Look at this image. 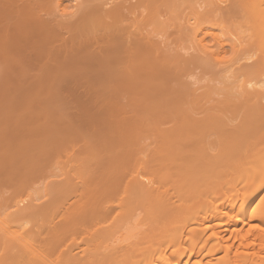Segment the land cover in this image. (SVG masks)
<instances>
[{"label":"bare ground","instance_id":"obj_1","mask_svg":"<svg viewBox=\"0 0 264 264\" xmlns=\"http://www.w3.org/2000/svg\"><path fill=\"white\" fill-rule=\"evenodd\" d=\"M107 1L11 18L0 264H264V0Z\"/></svg>","mask_w":264,"mask_h":264},{"label":"rangeland","instance_id":"obj_2","mask_svg":"<svg viewBox=\"0 0 264 264\" xmlns=\"http://www.w3.org/2000/svg\"><path fill=\"white\" fill-rule=\"evenodd\" d=\"M59 0H52V3L55 5ZM107 0H92V5H96V6H101L103 5L104 2H106ZM137 1L140 0H108L107 3L108 5L104 6V9H109L113 6L116 5H123L125 7V9H127L130 5H134ZM46 0H0V114H1V109L3 107V104H8L6 101H3L5 97H7L8 92H6L8 90L9 85L14 82L17 81L21 78L22 74H21V67L20 64L18 63V59L23 57L24 58V63L27 66H36L35 63L32 62V58L28 57L27 53H21V54H17L14 51H8L4 42L5 40L8 39V37L12 34L11 31L8 30H12L13 26H14V20L11 19L12 17L20 19V17L22 16V14L26 13L27 10L32 11L36 17H39L43 20H47L49 19V15L46 14V7L45 4ZM43 4V5H42ZM52 4V5H53ZM18 9V10H17ZM17 10V11H16ZM125 14H128L127 11H124ZM6 15L9 16L7 19H4L2 16ZM128 17H130V15H128ZM14 18V19H15ZM163 19V18H162ZM131 19L127 20V23H130ZM169 36V38L167 37ZM175 33L173 29H169L168 33L165 34V37L167 38L164 42V44L169 45L170 51L172 52V48H174V39H175ZM165 37H157L155 38V40H159L160 38H165ZM172 41V42H171ZM162 45L161 47L163 49H165V45L163 44V41H161ZM173 43V44H172ZM164 46V47H163ZM167 50V47H166ZM188 51V53L186 54V56H190L191 53H196L195 51ZM191 52V53H190ZM195 55V54H193ZM185 56V55H184ZM185 56V57H186ZM192 56V55H191ZM186 57V58H187ZM25 67V68H26ZM31 73V72H29ZM199 71H195L194 75H191L188 78V82L193 85V88H196L198 86H203L204 84L207 83V78L201 79L199 80ZM85 88V87H84ZM84 88H75L73 87V84L70 85L71 90H69L70 92L67 93V102L69 103V106L72 109H75L76 106L80 103L85 104L87 103L89 97L87 92L85 91ZM200 91V90H199ZM104 94V97L108 99L109 101V105L111 106L113 104V102H119L123 105L128 104L130 97L129 95L125 94L122 91H112L111 93L107 94V91L102 92ZM100 93V94H102ZM117 93V95L115 97H113V95ZM76 102V103H75ZM71 103V104H70ZM74 103V104H73ZM105 108H107V106H103ZM62 164H60L61 169H55L54 172H56L57 174L60 173H65L67 172V170L70 169V167L74 164L71 161L62 159ZM88 166L92 167V163H89ZM66 167V168H65ZM58 180H67V174L66 175H62L59 178H57ZM39 185V183H37L35 186ZM49 199L48 196H46L45 198H43L40 202V204L45 203L47 200Z\"/></svg>","mask_w":264,"mask_h":264}]
</instances>
